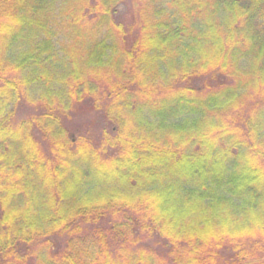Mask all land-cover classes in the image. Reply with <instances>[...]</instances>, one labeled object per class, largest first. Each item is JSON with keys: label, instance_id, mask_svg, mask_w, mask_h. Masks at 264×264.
<instances>
[{"label": "trees", "instance_id": "trees-1", "mask_svg": "<svg viewBox=\"0 0 264 264\" xmlns=\"http://www.w3.org/2000/svg\"><path fill=\"white\" fill-rule=\"evenodd\" d=\"M0 264H264V0H0Z\"/></svg>", "mask_w": 264, "mask_h": 264}, {"label": "rangeland", "instance_id": "rangeland-1", "mask_svg": "<svg viewBox=\"0 0 264 264\" xmlns=\"http://www.w3.org/2000/svg\"><path fill=\"white\" fill-rule=\"evenodd\" d=\"M125 12V11H124ZM134 34V33H132ZM19 118H25L26 113L34 114L30 108L24 107L18 109ZM104 119L101 112L89 111L84 108L77 107L67 118L66 125L68 126L69 134L75 140L79 135L100 134L101 128L104 125Z\"/></svg>", "mask_w": 264, "mask_h": 264}]
</instances>
